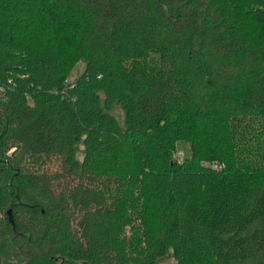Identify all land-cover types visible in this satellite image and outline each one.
<instances>
[{
    "label": "trees",
    "instance_id": "1",
    "mask_svg": "<svg viewBox=\"0 0 264 264\" xmlns=\"http://www.w3.org/2000/svg\"><path fill=\"white\" fill-rule=\"evenodd\" d=\"M167 254L264 264V0H0V264Z\"/></svg>",
    "mask_w": 264,
    "mask_h": 264
},
{
    "label": "rangeland",
    "instance_id": "2",
    "mask_svg": "<svg viewBox=\"0 0 264 264\" xmlns=\"http://www.w3.org/2000/svg\"><path fill=\"white\" fill-rule=\"evenodd\" d=\"M83 64L78 63L73 69L71 78H74L75 75L79 74L82 70ZM119 121H121V118L123 117L122 112L120 111L119 107H114L111 111ZM188 143L185 141H177L175 144V153L174 157L175 159L178 157H184L189 154V148H188ZM159 264H173V259L167 254L165 257L161 258L159 260Z\"/></svg>",
    "mask_w": 264,
    "mask_h": 264
}]
</instances>
